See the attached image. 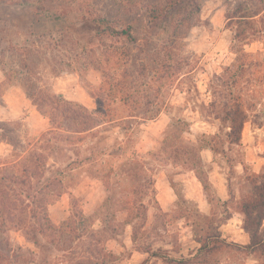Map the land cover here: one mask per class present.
<instances>
[{
    "label": "rangeland",
    "instance_id": "374dc122",
    "mask_svg": "<svg viewBox=\"0 0 264 264\" xmlns=\"http://www.w3.org/2000/svg\"><path fill=\"white\" fill-rule=\"evenodd\" d=\"M239 1L183 0L171 20L150 22L151 7L162 0H0L1 173L9 174L13 163L25 159L24 145L48 128L49 120L26 95L24 85L29 81L34 87L48 89L89 110L96 109L97 100L102 99L113 104L109 114L113 118L130 115L124 104L136 105L140 110L134 115L142 122L134 124L125 136L115 127L109 143L124 137V144L111 147L97 164L84 163L71 171L61 195L48 206L50 221L60 225L70 214L73 200L85 216L92 215L106 197L100 171L137 156L147 162L154 176L157 202H147L141 241L152 249H167L172 257L178 258V252L188 257L196 248L193 221L189 217L175 219L170 213L177 199L184 198L215 219L229 216L218 231L226 243L239 247L217 251L205 262L185 264H262L244 247L248 239L237 204L252 191L243 165L246 171L254 172L252 163L258 162L255 173L264 166V40L245 47V51L255 54V61L244 71L238 86L247 116L238 145L227 143V130L213 119L214 110L205 111L209 119H203L198 110L201 104L215 101L219 111L226 99L224 69L237 65L235 59L241 54L231 48L233 33L226 26V14ZM90 16L103 17L117 29L131 25L135 42L94 36L85 20ZM166 56L182 63L170 78L156 70L158 59ZM125 79L127 84L118 89L124 93L109 90L108 83L120 84ZM103 81V89L98 90ZM159 102L170 107L153 119L141 120L151 117V112L145 111ZM171 117L189 121L190 130L185 134L188 140L194 142L204 134L206 142L216 145L215 155L209 150L201 152L211 184L208 194L214 189L220 199H214L211 205L192 172L171 175L175 171L170 166L152 160L150 154L159 149ZM21 210L18 203L15 216L19 222L23 218ZM6 221L0 226V264H66L86 249H93L95 239L114 255L123 254L118 264H145L147 258L132 247L129 227L117 241L105 234L96 235L76 240L73 249L63 253L47 245L36 249L22 230L12 227L10 218ZM99 228L100 223L95 221L93 229L97 232ZM261 233L264 235V221ZM148 264L160 261L150 259Z\"/></svg>",
    "mask_w": 264,
    "mask_h": 264
},
{
    "label": "trees",
    "instance_id": "16d2710c",
    "mask_svg": "<svg viewBox=\"0 0 264 264\" xmlns=\"http://www.w3.org/2000/svg\"><path fill=\"white\" fill-rule=\"evenodd\" d=\"M182 2L183 0H162L152 6L150 22H168L178 13V6ZM85 20L94 36L135 42L131 25L117 29L103 17L90 16ZM226 20L227 28L233 33L231 48L241 54L235 59L237 65L224 69L222 78L224 77L226 99L219 111L215 101L201 104L198 110L203 119L210 118L205 111L214 110L213 119L219 120L227 130V143L238 145L247 121L238 86L242 82L244 71L255 61V54L245 51V47L264 40V0H240L234 8L227 11ZM156 64V70L165 73L167 78L182 65L181 61H174L167 56L158 59ZM126 79L125 83H108L109 90H116L117 94L124 93L118 89L127 84ZM104 83H101L98 90L103 89ZM24 89L40 114L49 120L48 128L35 141L24 145L22 152L26 153V158L13 163L9 174H2L0 169V226H5L6 220L10 218L12 227L22 230L27 241H31L36 249H43L47 245L63 253L70 252L76 240L93 239L96 235L105 234L108 239L117 241L129 227L132 247L147 255L145 264L150 259L160 261V264L205 262L217 251L233 246L226 243L218 231L219 226L229 216L224 220L215 219L213 215L200 212L196 204L184 198L177 199L170 213L175 219L189 217L193 221L192 240L196 243V248L188 253V257L180 252L177 253L178 258L172 257L167 249H152L141 241L147 221V202H157L154 176L149 172L147 162L137 156L126 158L107 171H100L102 174L99 179L105 188L106 197L96 205L92 215L85 216L73 200L68 217L60 225H54L48 216V206L61 195L64 181L71 171L84 163L95 165L103 160L111 147L123 145L124 137H116L109 143L115 127L125 136L134 124L142 121L134 115L139 109L136 105L124 104L130 115L113 118L109 115L113 104H106L102 99L97 100L96 109L89 110L81 104L66 101L48 89L34 87L30 81L24 85ZM167 107L170 105L156 103L153 109L145 111L151 112V117L140 118L143 121L153 119ZM189 130V121L171 117L162 134L159 149L150 155L154 162L170 166L175 171L171 175L180 174L182 171L192 172L207 193L211 205L214 199H220L216 197L214 189L211 190V195L208 194L211 184L201 152L209 150L215 155L217 148L205 141L204 134L194 142L188 140L185 134ZM223 143L224 141L219 142L221 145ZM243 170L252 184L249 196L243 197L237 204V212L242 217V229L249 237V242L244 247L264 264V235L261 233L264 221V166L259 173L246 171L244 165ZM171 175L168 180L175 190ZM18 203L21 204L23 212L20 222L15 216ZM95 221L100 223L97 232L93 229ZM93 246V249H86L78 259L66 264H118L122 261L123 254L114 255L96 239Z\"/></svg>",
    "mask_w": 264,
    "mask_h": 264
},
{
    "label": "crops",
    "instance_id": "0c3cea01",
    "mask_svg": "<svg viewBox=\"0 0 264 264\" xmlns=\"http://www.w3.org/2000/svg\"><path fill=\"white\" fill-rule=\"evenodd\" d=\"M260 160V159H259ZM252 165H254V172H255V170H256V168H257V166L259 165V163L257 162L256 164H254V162L252 163ZM262 168V167H261ZM256 173H259V172H256ZM209 203V202H208ZM198 208V207H197ZM200 211V210H199ZM200 212H202V213H204V214H206V215H208V213H206V212H204V211H200ZM240 215V214H239ZM241 216V215H240ZM245 235L247 236V239H248V242H249V237H248V235L245 233ZM248 244V243H247ZM246 244V245H247Z\"/></svg>",
    "mask_w": 264,
    "mask_h": 264
}]
</instances>
